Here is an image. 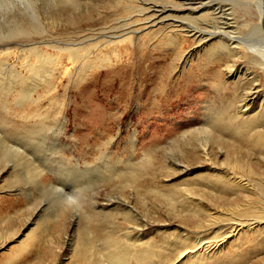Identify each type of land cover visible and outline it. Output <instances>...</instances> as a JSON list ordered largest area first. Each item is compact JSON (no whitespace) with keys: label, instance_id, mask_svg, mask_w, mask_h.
I'll list each match as a JSON object with an SVG mask.
<instances>
[{"label":"rangeland","instance_id":"obj_1","mask_svg":"<svg viewBox=\"0 0 264 264\" xmlns=\"http://www.w3.org/2000/svg\"><path fill=\"white\" fill-rule=\"evenodd\" d=\"M16 1L20 9L0 11V211L4 212L0 264H77V251L90 241L102 264L112 250L108 240L130 247L128 236H143L142 244L152 242L156 255L166 253L168 247L171 257L164 264H176L187 239L195 243L205 237L202 242H209L225 235V223L208 222V214L221 219L228 208L264 197V147L252 137L264 130V110L254 129L241 136L226 130L223 121H215L217 113H223V120L236 114L247 87L241 82L244 74L256 75L264 94V73L245 51L212 63L207 54L216 50L218 37L202 46L193 45L189 36L178 39L175 46L161 45L171 31L182 33L181 27H171L178 25L173 18L164 19L174 12L158 14L173 9L171 0H132L129 14H113L110 0ZM175 1L187 3L179 10L190 15L189 10L198 5L191 3L203 0ZM238 2L216 0L214 7L230 15L213 24L243 43L259 42L258 18L249 5ZM32 6L38 15L32 13ZM196 21L191 25L202 29L212 25ZM126 30L139 32L132 35L134 42L127 55L123 52L122 61L106 67L127 66L123 75L130 82L124 94L115 83L118 75L92 82L105 71V66H95L101 62L92 65L95 73L81 77L76 72L79 67L60 58L62 51L53 47L82 43L94 51L93 44L104 40L102 35ZM33 44L49 53L43 59H55L50 78L41 61L30 56L27 48ZM98 58L103 61L109 55ZM233 60L241 68L237 78L227 75ZM140 65L146 68L144 75L139 73ZM32 66L40 73L31 71ZM65 67L71 68V78ZM43 75L54 86L50 90L41 82ZM4 93L6 99L1 97ZM153 99L157 112L151 111ZM251 107L258 113L260 99H254ZM204 129L210 133H192ZM229 175L249 181L250 188L227 189L220 180L227 181ZM30 233L34 234L26 238ZM162 235L171 236L170 247L162 242ZM22 240L29 245L21 248ZM262 245L264 220L229 236L207 256L257 252ZM263 250L253 264H263ZM93 258L87 253L81 264H91Z\"/></svg>","mask_w":264,"mask_h":264},{"label":"bare ground","instance_id":"obj_2","mask_svg":"<svg viewBox=\"0 0 264 264\" xmlns=\"http://www.w3.org/2000/svg\"><path fill=\"white\" fill-rule=\"evenodd\" d=\"M65 1L70 2L71 0H65ZM110 1H112L115 5L113 14H120V13L126 14L133 7L132 0H110ZM191 1H193V0H191ZM215 1L216 0H208V1L203 0L201 2L191 3V4H198V5L197 6L193 5L194 7H192V9L189 10V13H188L190 15L198 13L204 9L212 10V11L205 12L202 14L198 13L199 14L198 16L181 15L182 10H179V9H183L188 4L187 3H179V2H176L175 0L169 1V3L173 5V9L164 8L163 11L159 10L158 14L161 15L167 11L174 12V14L173 13L170 15L168 14L169 16L165 17L164 19L173 18V22L178 23V25H176V26L172 25L171 27H173V28L174 27L175 28L181 27L182 30H180V32H182V33L177 34L173 31H171V34L166 36L165 40H163L164 42H162L161 45L175 46L178 44V39H184V38L189 36V37H192V39H193V45L202 46L205 43H207L211 38L218 37L221 39V42L216 47V50H219V52L211 49L209 51V53L207 54L208 59L212 63L222 60L223 55L234 57L235 55H239L238 53L245 51V54L249 55L250 58L259 66L261 71H263V73H264V0H238V1H240V2H238V3H240L239 5H241V6L242 5L243 6L249 5V7H251L250 9L252 10V13L254 11L255 16L258 18V23H257L256 28L258 29V31L261 34V38L259 39V42H258V40L257 41L256 40L255 41H252V40L248 41L247 40L246 43H243L241 40H239V37L237 38V37H234L232 35H229V32L224 31L220 27L215 26L216 23L213 24L214 22H217V20H219V18L223 17L222 15L227 14L225 12V10L221 9L220 7H214ZM225 1L227 2L229 0H225ZM148 2L150 3V1H148ZM142 4H144L145 6L146 5L148 6V3H146V2H143ZM140 8H142V7H140ZM152 8H153V6H152ZM1 9L7 10V11H12L14 9H20V8L18 7L16 0H0V11H1ZM144 9H146V8H144ZM156 10H157V8H156ZM31 11H32V13H35L38 15V10L35 6L31 7ZM227 15H230V14H227ZM198 19H200V21L201 20L202 21H210L212 23V25L207 24L206 27L203 29L199 28V27H194V25L192 26L191 23L197 22L196 20H198ZM152 20L153 19H150L149 21H147V23L151 22ZM168 28H170V27H168ZM23 29L21 28L20 34H22L23 36L26 37ZM138 32H139L138 30H131V31L126 30V31H122V32H117V33L112 34L110 36L109 35H102L101 37L104 38V40H101V41L97 42L96 44H93L94 51L88 50L87 47L89 45L83 46L82 43L73 44L72 47H66V48H63L60 46H58V47L53 46V47L55 49H57V51H62L61 53H63V54L60 55V58L65 57L71 63L72 67L73 66L75 68H76V66L79 67V70H77L76 72L80 76L82 74H84L86 76L87 73H89L88 75L95 73L97 71V69L94 70L93 68H95V67H93L92 65H95L96 64L95 62H101V64L95 65V66L103 65L102 67L105 66L104 67L105 71L100 73L99 78H97L96 80L94 79L95 81H92V82L98 83V82H101V80H103L104 78H106L109 75H112V76L118 75V77H120V78H117L115 83L119 85V87L121 88V92L124 94L127 92L128 87H129L128 83L130 82V81L128 82L124 78V75H123V72L125 71L124 69L127 66L124 68L123 65L122 66L119 65V66H116V68H114L112 70H106V67L111 66V65L115 66L116 63H118L120 57L122 58L123 52H124V54L127 55L128 51H129L128 50L129 44L134 42L132 35L133 34L136 35ZM255 32H257V30H255ZM232 34H233V32H232ZM226 36L228 37L227 39L225 38ZM18 45H19V47L24 46L23 43H19ZM33 45L34 46L31 48H27L30 56L32 55L37 61H41L42 65H40V67H45L46 75L48 76V78H50V75L52 74L53 69L56 68V66H53L55 68H50V67H52L53 62H54L53 60H55V59L53 58V60H52L48 57L43 59L44 55L48 56L49 53L45 54V53H43L44 49L41 50V49H39L38 46H35V44H33ZM81 46H83V47H81ZM50 47H52V46H50ZM21 49L24 50L23 48H21ZM82 51H84V53H81ZM226 51H228V53ZM184 53L185 52H183V55H184ZM95 54H97V55H95ZM105 55H106V57L109 55V58H106L103 61L98 60V59H100V58H98L99 56L104 57ZM188 56H189V54H188ZM58 58H59V56H58ZM60 61H61V59H60ZM62 61H63V59H62ZM233 62L235 63L234 60H233ZM233 62H232V65H228L227 75H228V77H232V78L236 77L237 78L240 76L241 68L240 69L238 67L236 68V63L234 64ZM36 66H38V65H36ZM102 67L100 66L99 68H102ZM35 68H37V67H35ZM35 68H33V66H32L31 71L38 73L40 68H38V69H35ZM145 69L146 68L144 66H142V65L139 66L140 75H144V71H146ZM54 71H56V70H54ZM129 71H130V68H129ZM35 73H33V74H35ZM64 73L66 75H68V77L70 76V78L73 76V72L71 71V68L65 67ZM156 73H158L157 70L154 71V74H156ZM41 74H42V72H41ZM214 74H215V72H214ZM217 74H219V72ZM38 75H40V74H38ZM46 75L45 76L43 75L44 78L41 79V82L43 81L44 83H46L47 89L49 88V90H50V87L53 88L54 86H52L50 84V82L48 81V78H46L47 77ZM248 75H249L248 73L244 74V79H243V81H241V82H243V85H246L247 87L245 89L243 88L244 90L242 91V96H241V99L239 100V105L237 107L236 114L232 115L230 113L227 120L224 118V120H225V122H224V120L220 117V116H224L223 113H220L219 115L217 113L216 114V120H215V121H223V126L226 130L232 132L233 134L240 135V136L243 133H248L251 129H254L255 125H253V124L256 123V121L259 118L258 116L259 115L261 116L262 112L264 110V94L260 91L259 84H256V81L258 80V78L256 77V75L253 77H249ZM35 76H36V74H35ZM211 79L213 81H215L216 78L213 75L211 77ZM51 80H52V78H51ZM115 83H114V85H115ZM41 84L42 83L38 84L37 86H41ZM215 85H217V84L215 83ZM188 87H190V84H188L186 86V88H188ZM216 89H218V88H216ZM34 90H32V91H34ZM32 91L30 92L31 94H32ZM2 96L5 97V99H6L7 95H6V93H4L3 95H1V97ZM122 98H124V97H122ZM256 98L260 99V107H259L260 109H259L258 113H255L251 107L253 100ZM168 100H169V96H166L163 98V102H164L163 105L164 106H166L168 104ZM7 103H4V104H7ZM33 103H35V102H33ZM18 106L21 108H24L23 103H20ZM156 108H157V103L153 99V101H151V109H152L151 111L157 112L158 110ZM209 127H210V125H209ZM196 132L200 133V134H204V135H206V134L208 135L210 133V131L207 129L192 131V133H196ZM263 133H264V130L258 131L256 134H254L252 136L253 138H256V141L259 142L258 143L259 145L260 144L263 145L262 147H264V134ZM206 150L207 149H205V152H206ZM229 176L230 177L228 178L227 181L220 180V184L225 185L227 189H229V190L234 189L237 192H241L242 189L250 188L249 181L245 182L244 180L239 179L235 176H232V175H229ZM263 202H264V197L262 196L260 201H256V202L250 201L244 205L238 204L237 206H234L232 208L230 207V208H228L229 213L224 215V217H222L221 219H216L214 214H211V213L208 214L207 215L208 216V220H207L208 222H214L215 224L216 223H218V224L225 223L223 225L224 227H226L225 235L221 234L216 239H214L215 241L213 240V241H209V242H207L208 240L206 242H202V240H204L205 237L204 238L203 237L196 238L195 243L188 242L189 239H187L185 246H184V249L181 250L177 254L174 262L176 264H178L179 262L181 263L182 261L190 258V259H193L191 264H253L254 263L253 261H255L254 257L255 256L260 257L262 249H264L263 245H262L261 249L259 250L261 252H259V251L254 252L251 249H249V251H245L244 253H234V254L230 253L228 255H224L223 257L211 258L207 255L209 252L215 253V251L218 248H220L222 246V244H224V242L227 240V238L229 236L236 234L237 232H239L243 228L250 229L254 225L261 223V221L264 220V209L259 210V205H261V204L264 205ZM60 213H62V212H60ZM0 214H4V212L0 211ZM8 224H10V223H8ZM33 234L34 233H30V234L26 235L25 237L27 238L28 236H32ZM10 235H13V232ZM141 237H143V236H138L137 238H132L130 236L126 237L129 240V242H131L130 247H123L120 245V242H118V241L111 240V239L108 240L107 244L109 247L112 248V250L106 255V256H108V260L102 264H131V260H134L135 264H164V263H166L167 260L171 257L169 255L171 253L170 249L168 247H165L164 249H165L166 253H162L161 255H156L153 251V248H152L153 243L147 242L145 244H142L143 238H141ZM160 237L162 239V242L165 243V245H168L169 247L171 246V242H169V239H171V236H163L162 235ZM27 245H29V244L26 243L24 240L21 241V248H23ZM16 250H18V248ZM168 251L170 253H167ZM87 253H91L92 256L94 257L91 264H99V262H98L99 260L96 256V252L94 250V244L92 241H90L87 246L83 247V249H80V251H77V258H78L77 264H81L80 259L82 257H84ZM16 258H19V256H17ZM263 264H264V262H263Z\"/></svg>","mask_w":264,"mask_h":264}]
</instances>
